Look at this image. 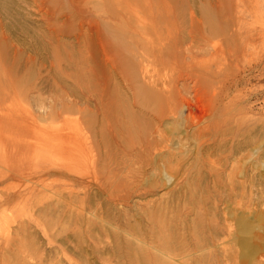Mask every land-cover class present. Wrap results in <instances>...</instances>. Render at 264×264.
Listing matches in <instances>:
<instances>
[{
    "label": "rangeland",
    "instance_id": "374dc122",
    "mask_svg": "<svg viewBox=\"0 0 264 264\" xmlns=\"http://www.w3.org/2000/svg\"><path fill=\"white\" fill-rule=\"evenodd\" d=\"M66 1L0 0V264H264V0H112L108 23L99 0L82 6L114 54L106 117ZM132 82L165 108L160 125L132 106ZM61 93L80 116L48 118ZM68 124L81 157L46 146Z\"/></svg>",
    "mask_w": 264,
    "mask_h": 264
},
{
    "label": "bare ground",
    "instance_id": "6f19581e",
    "mask_svg": "<svg viewBox=\"0 0 264 264\" xmlns=\"http://www.w3.org/2000/svg\"><path fill=\"white\" fill-rule=\"evenodd\" d=\"M34 1V3L36 4V2H39L40 4H43L44 5V3H46L47 2V0H33ZM49 1V0H48ZM64 1H66V0H64ZM91 0H84V1H81V0H70L68 3H65V4H63V6H65L66 4V9H67V12H65V15H63V17H64V24H65V22L67 23L68 21H70L71 19H73V22H76V26L74 25L75 23H73V25L75 26V30H72V33L74 34L73 35V38H74V41H76V44H78V45H83V47L85 46V50H86V56L88 55V57L90 58L89 59V63L91 62V64H93V66L92 65H89V66H91L92 68H91V70H95L96 72H98V70H99V75H100V73L102 74L101 76H103L102 78H104V80L105 81H103V83H102V81H100L99 80V78H97L98 80H96V82L97 83H99V82H101L100 83V87L102 88V93H101V91H98V92H100V94L97 96V99H98V112L100 113V114H102V116L103 117H106V115L104 114V113H106L105 112V110L107 111V113L110 115V113H112L113 112V108H111V106H110V100H109V98H107V97H109L110 95H109V93L111 92H109L108 93V90H107V87H108V83L113 79V75H114V73L113 72H111L110 73V69L112 70V60H111V54L112 55H114L113 54V52L111 53V50H109V48H108V46H107V44H105V42H103L102 41V38H101V34H100V27H101V25L99 24V22L97 21L98 19L97 18H101V19H103L104 20V22L105 23H108L109 22V19H110V16H111V14H112V0H99L98 2H96V5L98 6L97 8H96V10L97 11H102V14H100V17H97L96 19H95V16H94V18H91V16H90V18H88V17H86V15H87V11H82V6H85L88 2H90ZM134 1V0H133ZM139 1V0H138ZM51 2V1H50ZM50 2H49V4H50ZM53 2V1H52ZM67 2V1H66ZM39 3H37V4H39ZM92 3V2H91ZM94 3V2H93ZM48 4V2L46 3V5ZM49 4L47 5V6H49ZM156 4V3H155ZM90 5H92V4H90ZM95 5V4H94ZM143 5V4H142ZM149 5V4H148ZM40 6H42V5H40ZM45 6V5H44ZM51 6V5H50ZM49 6V7H50ZM53 6V5H52ZM51 6V7H52ZM87 6V5H86ZM138 6V5H137ZM37 7H38V5H37ZM50 7V9L52 10L53 9V7L51 8ZM55 7V6H54ZM93 7V6H92ZM154 7V6H153ZM158 7V6H157ZM42 8H43V6H42ZM41 8V9H42ZM47 8V7H46ZM98 8H99V10H98ZM159 8V7H158ZM163 8V7H162ZM45 9V8H44ZM43 9V10H44ZM48 9V11L50 10L49 8H47ZM56 9V8H55ZM65 9V8H64ZM40 10V9H39ZM46 10V9H45ZM57 10V9H56ZM86 10V9H85ZM151 11H152V8L150 9ZM42 11V10H41ZM63 11V10H62ZM91 11H93V10H91ZM156 11V10H155ZM158 11V10H157ZM161 11V10H160ZM44 12V11H43ZM47 12V11H46ZM45 12V13H46ZM64 12V11H63ZM50 13H51V11H50ZM52 13H53V10H52ZM51 13V14H52ZM56 13H58V11H56ZM93 13V12H92ZM97 13V12H96ZM114 13V12H113ZM138 13V12H137ZM157 13V12H156ZM49 14V13H48ZM59 14V13H58ZM52 16V15H51ZM162 17V16H161ZM88 18V19H87ZM50 19H51V17H50ZM46 20H47V18H46ZM48 20H49V18H48ZM76 20V21H75ZM163 20V19H162ZM158 21V20H157ZM49 23H51V22H49ZM63 24V23H62ZM141 24V23H140ZM51 25V24H50ZM55 26V25H54ZM123 26V25H122ZM125 26H128V24L127 25H125ZM142 26V25H141ZM174 26V25H173ZM199 26V25H198ZM155 27V26H154ZM195 27V26H194ZM52 28V27H51ZM58 28V27H57ZM156 28V27H155ZM164 28V27H163ZM199 28V27H198ZM73 29V28H72ZM94 29V30H93ZM201 29V28H200ZM50 31V30H49ZM60 31V30H59ZM74 31V32H73ZM130 31V30H129ZM148 31V30H147ZM54 32H55V29H51V31H50V33L51 34H54ZM146 32V31H145ZM155 32V31H154ZM198 32V31H197ZM61 33V32H60ZM135 32L133 31L132 33H131V35H133ZM57 34V33H56ZM129 34H130V32H129ZM166 34V33H165ZM194 34V33H193ZM135 35V34H134ZM138 35V34H137ZM50 36V35H49ZM51 36H54V35H51ZM141 36V35H140ZM202 36V35H201ZM55 37V36H54ZM58 37H60V35L58 36ZM62 37V36H61ZM135 37V36H134ZM142 37V36H141ZM172 37V36H171ZM56 38V41H57V37H55ZM52 39V38H51ZM59 39H62V38H59ZM59 39H58V41H59ZM146 39V37H144V38H141V48L140 49H142V50H140L139 49V51L140 52H142V51H145V52H147V53H149L150 55L151 54H155L156 53V55H154V56H156L155 57V59H154V62H152V64H155L156 66H160V65H163V64H165V63H167V61H168V59H166V57H165V59H164V56L166 55V56H169L170 54L167 52V49H168V45H166L165 47L163 46V48L161 49V48H158V47H160V45H158V46H153L154 48H152V46L150 47L147 43L148 42H151V41H146L145 40ZM169 39V38H168ZM54 40V39H53ZM52 40V41H53ZM155 40V39H154ZM56 42V43H59V42ZM161 41V40H160ZM100 42H102V43H100ZM153 42V41H152ZM157 43V42H156ZM155 43V44H156ZM150 44H152V43H150ZM96 45H98V47L96 46ZM137 45V44H136ZM77 46V45H76ZM162 46V45H161ZM198 46V45H197ZM57 47V46H56ZM82 47V46H81ZM58 48V47H57ZM99 48V49H98ZM156 48V49H155ZM158 48V49H157ZM54 49H55V47H54ZM56 50V49H55ZM58 50V49H57ZM73 50V49H72ZM78 50L80 51V49L78 48ZM77 50V51H78ZM82 50V49H81ZM84 50V51H85ZM114 50V49H113ZM118 52H116L115 51V57H116V53H117V56H118V53H119V49H116ZM120 50H121V48H120ZM122 51V50H121ZM120 51V52H121ZM59 52V50L57 51V53ZM154 52V53H153ZM54 54H56L55 53V51L53 52ZM61 52H59V54H58V56H57V58L59 59V55H62V53L60 54ZM81 53H83V52H81ZM122 53V52H121ZM121 53H119V55H120V57L119 58H121V57H124V56H121ZM124 54V53H123ZM78 55V54H77ZM53 56V55H52ZM66 56H68V54L66 55ZM85 56V55H84ZM142 56V55H141ZM152 56V55H151ZM63 57H64V55H63ZM80 58H81V55L79 56ZM144 57V56H143ZM170 57V56H169ZM56 58V57H55ZM56 58V59H57ZM65 58V57H64ZM68 58V57H67ZM67 58H65L66 59V61L68 62V60H67ZM69 58H70V56H69ZM68 58V59H69ZM72 58V57H71ZM86 58V57H85ZM171 58V57H170ZM53 59V58H52ZM61 59H62V57H61ZM77 59H78V56H77ZM88 59V58H87ZM113 59H114V57H113ZM123 58H121V60H122ZM173 59V58H172ZM80 60V59H79ZM116 60H117V63H118V61H120V60H118L117 59V57H116ZM50 61H52V60H50ZM58 61V60H57ZM73 61H75V58H73ZM78 60H76V62H77ZM88 61V60H87ZM123 61V60H122ZM145 61V60H144ZM56 62V61H55ZM63 62V61H62ZM124 62V61H123ZM148 62V61H147ZM52 63V62H51ZM53 63H54V61H53ZM58 63V62H57ZM59 63H60V61H59ZM71 64L73 63V62H70ZM78 63V62H77ZM81 63H83V61H81ZM87 63V62H86ZM89 63H87V64H89ZM126 63H128V62H126ZM144 63H146V61L144 62ZM60 64H62V63H60ZM75 64V63H74ZM85 63H83V65H84ZM116 64V63H115ZM120 64V63H119ZM121 64H122V62H121ZM143 64V63H142ZM159 64V65H158ZM51 65V64H50ZM125 65V64H124ZM138 65V64H137ZM151 65V64H150ZM154 65V66H155ZM51 66H53V64L51 65ZM54 66H55V64H54ZM54 66H53V68H54ZM64 66V65H63ZM70 66V65H69ZM82 66V65H81ZM85 66V65H84ZM115 66V65H114ZM119 66H121V65H119ZM147 66L148 65H145V66H141V64H140V67L142 68L141 69V71L138 73L139 74V76L140 77H142L141 75H140V73L144 76L145 74H147L148 72H150V70H148V68H147ZM68 67V66H67ZM76 67V66H75ZM80 68V67H79ZM86 68H88V67H86ZM127 68V67H126ZM57 69V68H56ZM59 69V68H58ZM62 69V68H61ZM114 69V68H113ZM119 69H121V68H119ZM140 69V68H139ZM63 70V69H62ZM61 70V71H62ZM67 70V69H66ZM74 70V69H73ZM76 70V69H75ZM90 70V69H89ZM114 70H116V67H115V69ZM130 70V69H129ZM72 71V70H71ZM95 71H94V73H93V75L95 76V74H97V73H95ZM122 71H124V70H122ZM139 71V70H138ZM58 72V71H57ZM119 72V71H118ZM121 72V71H120ZM107 73L109 74H112L113 73V77H111V75H110V77L112 78V79H110V81L107 79L109 76H107ZM127 73H129V72H127ZM131 73V72H130ZM61 74V73H60ZM67 74V73H66ZM124 74V73H123ZM122 74V75H123ZM17 75V74H16ZM62 76H63V73L61 74ZM75 75H77L76 73H75ZM75 75L73 74V73H70L69 75H68V77L66 76V75H64V77L66 76L68 79L69 78H74L75 77ZM115 75H116V73H115ZM18 76V75H17ZM119 76V75H118ZM131 76V75H130ZM12 77V76H11ZM65 77V78H66ZM77 77V76H76ZM93 77V76H92ZM100 77V76H99ZM109 77V78H110ZM120 77V76H119ZM125 77V75H123V76H121V79L122 78H124ZM129 77V76H128ZM133 77V76H132ZM13 78H14V76H13ZM18 78V77H17ZM61 78V77H60ZM106 78V79H105ZM130 78V77H129ZM78 79V78H77ZM91 79H93V78H91ZM94 79H96V76H95V78ZM117 79V78H116ZM125 79V78H124ZM135 79V78H134ZM133 79V80H134ZM17 80V79H16ZM15 80V81H16ZM56 80V79H55ZM62 80V79H61ZM79 80V79H78ZM77 80V81H78ZM89 80H90V78H89ZM102 80V79H101ZM123 80V79H122ZM125 80H127V79H125ZM125 80H123V81H125ZM9 81V80H8ZM11 81V80H10ZM94 81V80H93ZM107 81H108V83H107ZM175 81V80H174ZM12 82V81H11ZM20 82V81H19ZM89 82V81H88ZM131 82V81H130ZM135 82V81H134ZM13 83V82H12ZM94 83V82H93ZM124 83H126V82H124ZM9 84V83H8ZM72 84V83H71ZM76 84V83H75ZM95 84V83H94ZM93 84V85H94ZM111 84V83H110ZM24 85V84H23ZM96 85V84H95ZM99 85V84H98ZM123 85V84H122ZM127 85V84H126ZM130 85V86H129ZM9 86H11V85H9ZM128 87H131L132 89H134V91H133V93H132V95H131V99H130V101H131V104H132V106H139V107H141V105H145L146 106V108H147V110H146V113H148L149 115H150V117H151V119L153 120V121H155V123L156 124H158V125H160L161 123H162V121H163V118L165 119L166 117H164L165 116V114H166V112L164 111V109L162 110V109H159V107L158 108H156V109H154V107L156 106V104H155V102H153L152 101V99H153V97L154 98H156V96H154L153 95V92L152 91H149V90H146V89H138L137 88V86L132 82V83H130V84H128L127 85ZM171 86V90L169 91V95H168V97H165L164 98V102L165 103H167L168 102V104L169 105H167V106H170V105H173L175 108L179 105V103H180V99H179V94H178V92L176 91V89H175V85L174 86H172V85H170ZM24 87V86H23ZM61 87V86H60ZM96 87H98V86H96ZM95 87V88H96ZM22 88V87H21ZM31 89H32V87H30ZM120 88V87H119ZM14 89V85H13V88L11 89V90H13ZM18 89V88H17ZM81 89V88H80ZM97 89V88H96ZM125 89V88H124ZM127 89V88H126ZM130 89V88H129ZM11 90H10V92H11ZM27 90H29V89H27ZM98 90V89H97ZM100 90V89H99ZM21 91V90H20ZM25 91V90H24ZM62 91H64V90H62ZM61 91V92H62ZM107 91V94H108V96L107 97H105L104 96V94L103 93H105ZM132 91V90H131ZM9 92V93H10ZM14 92V91H13ZM15 92H16V90H15ZM94 92V91H93ZM96 92V91H95ZM94 92V93H95ZM98 92H96L97 94H98ZM128 92V91H127ZM92 93V92H91ZM13 94V93H12ZM15 94V93H14ZM62 94V93H61ZM64 94V93H63ZM61 95L60 96V99H59V102H58V104L56 103V101H55V99H52L53 101H52V104H51V106L49 107V110H48V112H46V114H47V116H48V118L50 119H52L53 121H55L57 118H60L62 115H61V112H59L58 111V109L59 108H57V107H60V109L62 108V113H65V114H71V113H73L74 114V116L77 114V115H79L80 116V109H74L75 107H74V102L68 107V108H64L65 106H66V102H63L64 100L65 101H68V99L66 98V96H64V95ZM93 94V93H92ZM178 94V95H177ZM59 95V94H58ZM57 95V96H58ZM67 95V94H66ZM91 95V94H90ZM128 95V94H127ZM152 95V96H151ZM93 96V95H92ZM113 96V95H112ZM115 97V96H114ZM124 97V96H123ZM87 98V97H86ZM105 98H107L106 100H105V102H106V104L103 102L104 101V99ZM116 98V97H115ZM125 98V97H124ZM148 98H150V99H148ZM109 100V101H108ZM97 101V100H96ZM69 102H71V100H69ZM163 102V103H164ZM172 102H174V103H172ZM107 103H110L109 104V106H108V104ZM118 104V103H117ZM116 104V105H117ZM124 107V106H123ZM136 108V107H135ZM130 109V108H129ZM137 109V108H136ZM16 111V110H15ZM127 111V110H126ZM143 111V110H142ZM106 113V114H107ZM115 113V112H114ZM125 113V112H124ZM128 113V112H127ZM6 115V118H7V114H5ZM60 115V116H59ZM68 115H66V116H64L63 118H62V120L65 118V117H68ZM126 115V114H125ZM164 115V116H163ZM1 116V115H0ZM10 116V115H9ZM46 116V117H47ZM114 116V115H113ZM113 116H111V117H113ZM128 116H129V114H128ZM132 116V115H131ZM2 117V116H1ZM109 117V116H108ZM111 117H109L108 119H111ZM5 118V119H6ZM134 118V117H133ZM117 119V118H116ZM128 119V118H127ZM132 119V118H131ZM23 120V119H22ZM60 120H61V118H60ZM61 120V121H62ZM112 120V119H111ZM115 120V119H114ZM8 121V120H7ZM12 121V120H11ZM52 121V122H53ZM59 121V120H58ZM9 122H10V120H9ZM23 122H24V120H23ZM14 123V122H13ZM60 123H64V121L63 122H60ZM141 123H142V121H141ZM9 124H11V122L9 123ZM126 124H127V122H126ZM130 125V124H129ZM141 125V124H140ZM67 126H70L69 124L67 125ZM70 127H72L71 128V135L72 136H66L65 135V133L63 132V130L61 129V130H59V131H57V132H55L56 130H53V131H51V132H49L48 131V134L46 135L47 136V138H48V142H47V144H46V146H49V148H52L53 149V152L55 153L56 151H58L61 155H64V156H80L81 155V153L83 152L82 151V148L80 149V138L81 137H78V135H79V132H78V129H77V126L76 125H74V126H70ZM3 129V128H2ZM5 129V128H4ZM140 131V130H139ZM47 133V132H46ZM165 137L166 138H170L171 136H170V133L168 134V131L167 130H165ZM144 142V141H143ZM150 148H156L157 147V145H158V143H154V140H152V141H150ZM143 146V145H142ZM79 147V148H78ZM81 157V156H80Z\"/></svg>",
    "mask_w": 264,
    "mask_h": 264
}]
</instances>
